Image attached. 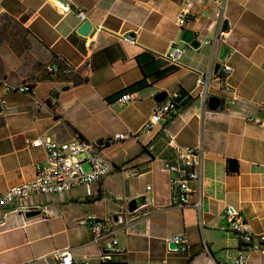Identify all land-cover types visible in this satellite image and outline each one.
Segmentation results:
<instances>
[{"label": "crops", "instance_id": "crops-1", "mask_svg": "<svg viewBox=\"0 0 264 264\" xmlns=\"http://www.w3.org/2000/svg\"><path fill=\"white\" fill-rule=\"evenodd\" d=\"M64 1L66 8L52 0H0V192L35 177V164L46 157L42 147L30 145L35 140L65 142L79 134L89 144L102 142L98 153L114 169L55 196L49 219H25L14 205L0 209V264H57L55 252L66 249L77 262L85 257L99 264L90 216L113 231L123 264H228L239 254L246 264H264L263 255L240 246L224 219L232 205L250 233L264 231V128L247 121L264 119V0ZM181 11L189 20L179 28ZM85 21L92 31L82 38L76 30ZM183 30L201 47L170 65L163 55L181 45ZM124 34L135 44L122 42ZM222 45L230 50L228 84L239 98L232 104L215 90ZM60 59L70 72L48 73ZM200 75L208 80L207 99L220 100L214 112L196 85ZM22 84L36 95L4 92L5 85ZM174 92L182 98L176 114L149 134L105 144L114 134L138 131L155 97ZM124 94L127 104L118 102ZM198 146L201 179L192 185L191 200L199 199L200 209H181L166 167L175 148ZM229 160L236 162L235 173L227 170ZM140 197L145 204L128 214V201ZM116 216L121 223H113ZM173 234L187 236L186 254L169 250Z\"/></svg>", "mask_w": 264, "mask_h": 264}, {"label": "built area", "instance_id": "built-area-1", "mask_svg": "<svg viewBox=\"0 0 264 264\" xmlns=\"http://www.w3.org/2000/svg\"><path fill=\"white\" fill-rule=\"evenodd\" d=\"M187 12L181 11L176 16V25L182 28L189 20ZM80 22L85 17L82 13L77 15ZM122 42L130 45L135 44L134 37L124 34L121 37ZM205 44H209L206 42ZM187 45L175 44L169 52L163 55V59L170 65H178L181 59L186 55ZM63 63V60L60 59ZM219 71L220 85L215 88L217 92H224L227 99L223 103L232 104L239 100L233 88L228 84V79L232 75V68L224 63H220ZM57 71L56 66H49L48 73ZM70 72V68L64 65L63 73ZM196 85L203 89L202 97L207 101V91L210 89L208 80L199 76ZM16 91L20 94H27L31 97L36 95L35 89L29 84H22L16 87L4 86V92ZM130 96L124 94L118 99L119 103L127 104ZM55 101L54 94L49 97V102ZM182 98L174 92L167 95L160 102L155 103L151 116L136 132L126 134H114L105 140V144H115L131 138H137L141 134H149L153 127L158 125L165 116L176 114L181 106ZM249 123L264 128V119L249 117ZM171 139V137H170ZM32 147H42L46 157L34 166L35 177L28 181L15 186H11L3 192H0V209L14 205V212L24 215L27 212L40 211V216L45 219L52 217L49 205L54 202L55 196H62L66 191L77 186H89L94 182L100 181L107 177L114 169V166L103 158L97 150V146L89 144L79 134L75 135L68 141H42L35 140L30 143ZM203 151L198 147H177L175 148L174 158L168 162L166 170L170 176V186L173 190L176 207L184 208L192 206L197 210L200 209L199 199L192 202L191 196L194 194L192 185L199 183L201 179ZM87 165V170L83 168ZM147 190H150L147 187ZM199 198V195H198ZM127 211V209H126ZM224 219L228 224L229 231L235 235L240 246L250 252L259 253L264 256V231L260 234H252L247 229L245 222L240 216L239 210L232 205H227L224 210ZM5 219L0 220V226ZM86 224L89 226L92 243L99 248V264H123L117 257V240L114 238L111 229L104 228L101 221L94 217H88ZM201 224V223H200ZM177 247L180 254L187 253L188 239L185 234H173L170 239ZM54 257L57 264H90V261L83 257L81 261L73 259L70 250H61L55 252ZM228 264H246V259L242 254L237 255Z\"/></svg>", "mask_w": 264, "mask_h": 264}, {"label": "water", "instance_id": "water-1", "mask_svg": "<svg viewBox=\"0 0 264 264\" xmlns=\"http://www.w3.org/2000/svg\"><path fill=\"white\" fill-rule=\"evenodd\" d=\"M59 6L66 8V3L64 0H52ZM227 30V26L224 23L222 26V31L225 32ZM92 31V26L89 24V22L85 21L83 22L78 29L76 30V34L82 38H87ZM180 43L187 45L192 50H198L201 47V42L195 37V34L191 32L190 30H183L180 36ZM230 53V50L225 45L220 46L217 59L219 62L224 63L226 61V58L228 54ZM221 69V65L218 64L215 68V73L219 72ZM166 98L165 93H161L158 96L155 97V102L160 103ZM206 106L209 111H216L220 107V100L216 97H209L207 99ZM103 143L98 142L95 143V146H101ZM227 170L229 173H235L236 172V162L234 160H229L227 163ZM143 204H145V198H134L128 201L127 203V213L131 214L137 211ZM40 216V211H34V212H27L24 214L25 219H31ZM113 223L118 224L122 222V217L116 216L112 218ZM169 250H177V247L175 244L170 243L168 245Z\"/></svg>", "mask_w": 264, "mask_h": 264}, {"label": "rangeland", "instance_id": "rangeland-1", "mask_svg": "<svg viewBox=\"0 0 264 264\" xmlns=\"http://www.w3.org/2000/svg\"><path fill=\"white\" fill-rule=\"evenodd\" d=\"M4 21V20H3ZM3 21H0L1 23H0V25H2V24H4V23H2ZM7 22V20H5V23ZM9 23V26H14V27H20L21 25L19 24V23H11V22H8ZM190 48H187V51L189 50ZM10 92H14V91H10ZM90 142V144H92V145H94V142H92V141H89ZM83 168L84 169H86L87 170V168H88V166L87 165H83Z\"/></svg>", "mask_w": 264, "mask_h": 264}, {"label": "trees", "instance_id": "trees-1", "mask_svg": "<svg viewBox=\"0 0 264 264\" xmlns=\"http://www.w3.org/2000/svg\"><path fill=\"white\" fill-rule=\"evenodd\" d=\"M60 63H57L55 66L57 67V76H62L63 75V69H64V65L61 61H59Z\"/></svg>", "mask_w": 264, "mask_h": 264}]
</instances>
